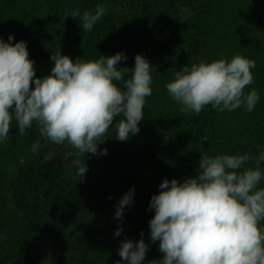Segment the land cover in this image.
I'll use <instances>...</instances> for the list:
<instances>
[{
    "label": "trees",
    "instance_id": "trees-1",
    "mask_svg": "<svg viewBox=\"0 0 264 264\" xmlns=\"http://www.w3.org/2000/svg\"><path fill=\"white\" fill-rule=\"evenodd\" d=\"M97 5L105 13L91 31L68 16ZM9 34L13 44L26 42L36 77L50 73L57 50L73 62L123 52L127 60L119 67L128 68L142 54L156 71L139 132L116 140V117L98 145L107 154L82 157L83 180L71 145L47 141L35 123L19 135L12 121L9 138L0 143V264H127L117 249L124 239H141V230L149 244L144 264L159 260L163 254L158 242L150 243L148 227L159 184L194 177L201 155L256 157L264 150V0H0V38L8 42ZM235 55L255 62L253 83L244 89L259 95L253 111L206 105L199 115L182 113L165 87L174 73ZM253 166V160L245 165ZM133 187L132 203L122 220L116 218L117 200ZM259 223L264 227V220ZM117 228L120 236H114ZM46 236L51 246L45 258Z\"/></svg>",
    "mask_w": 264,
    "mask_h": 264
},
{
    "label": "clouds",
    "instance_id": "clouds-1",
    "mask_svg": "<svg viewBox=\"0 0 264 264\" xmlns=\"http://www.w3.org/2000/svg\"><path fill=\"white\" fill-rule=\"evenodd\" d=\"M97 5L82 15L74 9L68 16L79 17L84 31H91L104 15ZM0 38V143L9 138L12 121L18 134L35 123L41 137L55 144L67 143L76 150L77 179L83 180L86 153L106 155L99 149L116 117V140L128 141L139 132L146 97L152 94V73L156 68L136 54L131 68L119 67L127 55L117 52L100 55L94 61L81 57L74 62L59 50L50 56V73L36 77L34 61L29 59L26 42L12 43ZM255 62L241 55L184 66L174 73L165 87L180 105V111L199 115L206 105L214 110L234 111L243 107L252 112L258 93L246 86L253 83ZM116 82H122L118 87ZM39 141L31 148L38 151ZM253 167H245L250 161ZM264 150L256 157L216 154L201 155L197 174L185 178L164 179L153 194L149 209L150 243L158 242L163 254L148 264H264ZM241 169H243L241 171ZM134 187L116 203L115 217L123 219V210L133 200ZM117 228L114 236H120ZM124 239L117 254L127 264H144L149 244ZM120 264V261L117 262Z\"/></svg>",
    "mask_w": 264,
    "mask_h": 264
},
{
    "label": "rangeland",
    "instance_id": "rangeland-1",
    "mask_svg": "<svg viewBox=\"0 0 264 264\" xmlns=\"http://www.w3.org/2000/svg\"><path fill=\"white\" fill-rule=\"evenodd\" d=\"M51 246V240L49 236L44 237V242L42 244V250H43V257L46 258V255H48V252L50 250ZM42 257V258H43Z\"/></svg>",
    "mask_w": 264,
    "mask_h": 264
}]
</instances>
